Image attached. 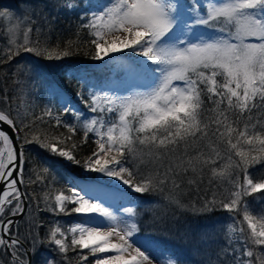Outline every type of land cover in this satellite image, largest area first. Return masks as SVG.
<instances>
[{
    "label": "snow or ice",
    "instance_id": "obj_1",
    "mask_svg": "<svg viewBox=\"0 0 264 264\" xmlns=\"http://www.w3.org/2000/svg\"><path fill=\"white\" fill-rule=\"evenodd\" d=\"M53 3L56 11L78 15L70 36L57 28L55 17L49 18L47 0H23L22 17L0 10V19L10 25L3 29L0 66L22 53L65 62L61 74L68 84L75 78V96L87 114L56 83H49L47 91L53 99L62 98L59 108L49 103L38 116L29 104L18 105L16 116L0 109V124L17 136L25 133L14 144L0 129V253L9 257L0 256V264H32V256L45 246L53 255L40 264H71L70 252L76 264H264V0ZM81 55L104 66L139 57L138 68L128 65V70L139 72L142 83L124 94L97 89L89 84L87 70L67 62ZM33 72L32 65L17 63L14 83L23 85L27 81L20 76L30 78ZM68 115L73 122L63 119ZM45 118L54 120L49 127H63L68 135L36 125L47 123ZM78 131L83 135L74 141ZM90 136L95 147L80 156ZM32 145L70 171L76 166L115 178L125 186L122 196L167 193L170 207L193 216L227 212L223 243L216 241L211 251L192 247L185 254L140 241L139 206L134 201L131 207L117 206L91 176H72L54 195L51 184L39 196L25 192L19 185L25 182V153ZM33 171L36 180L29 183H44L52 165L45 159ZM205 184L219 191L184 202L186 190L199 193ZM155 208L153 203L145 211ZM41 214L55 219H41ZM73 215L77 219L69 225L59 219ZM16 218L24 220V233ZM199 236L207 244L212 230ZM183 239L190 240V233Z\"/></svg>",
    "mask_w": 264,
    "mask_h": 264
},
{
    "label": "trees",
    "instance_id": "obj_2",
    "mask_svg": "<svg viewBox=\"0 0 264 264\" xmlns=\"http://www.w3.org/2000/svg\"><path fill=\"white\" fill-rule=\"evenodd\" d=\"M37 2V0H33ZM86 3V1H85ZM23 0H0V10H8L16 14V16H24L26 13L22 11ZM87 4H85V7ZM45 11L48 13L49 18H56V26L65 36H70L72 32L70 28H75L79 24L78 15L75 12H69L64 9L56 11L54 9L53 0H47V7ZM83 15V13H80ZM15 21L13 20V23ZM42 23V21H41ZM9 21L7 18L0 19V46L5 43L3 29L8 27ZM82 38L84 34L82 33ZM55 39V36H53ZM73 67L78 69H85L87 73L93 78V83L91 85L106 87L107 81L110 77V68L113 64L109 66H104L102 62L90 61L85 56H78L70 58L68 61ZM126 61L122 65L125 64ZM17 63L29 64L34 67V72L31 77L20 76L21 80H26L27 82L23 85H17L14 83V77L12 76V69ZM65 62L59 61H46L43 58L37 57L31 53H22L20 56L16 57L10 65L0 66V109H10L13 116H16L17 106L29 104L32 106L31 111L35 115H39L42 107L43 94L47 92V86L49 83H56L64 89L65 94L70 98H74L76 91V80L73 78L71 84L65 82L64 77L61 74L60 65ZM120 68L115 71V75H118ZM23 88V92L19 89ZM84 87H87L85 85ZM8 96V102L5 103L4 96ZM83 106V104H82ZM23 111V107H21ZM69 122H73L71 115L65 116ZM47 123L41 124L40 121L36 122L41 128L48 129L50 134L59 135L64 133L68 135L67 129L63 127H49V125H54V122L47 120ZM16 123L20 127L19 118H17ZM34 125L33 127H36ZM16 137L18 144L21 142V138L24 136V131L19 132V136ZM82 132L78 131L73 137L74 141H79L82 137ZM91 136L89 137V144L83 146L80 149V156H87L91 154L94 144L91 143ZM47 159L49 164L52 165L51 174L46 176L44 183L37 181L36 183H29L30 180H36V173L33 169L39 170L42 167V161ZM24 163V183L22 184V190L28 192L29 194L36 193L38 196L46 189V185H53L52 193L55 194V189L63 188L68 185L69 179L72 176H79L81 179H85L87 176H91L94 180H97L100 174L96 173H84L83 169L73 166L71 171L64 165L63 161L55 162L56 158L48 156L47 153L40 149L35 148L34 145L29 146L25 153ZM43 175V173H41ZM213 191H219L215 185L202 186L201 191L197 193L194 190H186L183 196L185 203L190 199H196L197 196H208L212 195ZM165 194L152 195L147 194L141 195L137 194V201L135 205H138L137 211L140 213V234L139 237L146 239L147 241L159 245L161 247H169L177 252H182L187 254L192 247L199 248L201 251L206 248L211 251L216 247V241L223 243L221 239L224 233V226L229 222V214L224 211H214L208 215L193 216L188 212H182L175 207H170L167 201L164 199ZM28 200V196H25ZM251 200V197L248 198ZM156 204V208L152 212L145 211L150 204ZM258 207V205H257ZM31 212L32 209L29 208ZM155 217V219H153ZM41 219L52 220V217L47 214H41ZM29 219L25 217L24 220ZM62 223L69 225L73 219H77L75 216H61L59 218ZM24 220L17 223L20 226L21 233L26 231ZM212 230V239L205 244L200 240L199 234L205 230ZM190 233V240L185 241L183 237L185 233ZM41 235L44 234V229H40ZM15 234V233H13ZM28 247L26 242L25 244ZM53 253L48 247H42L39 253L32 256V264H40L41 259L44 256H50ZM0 256L4 260H8L9 257L0 253ZM71 259V264H76V256L74 253H69Z\"/></svg>",
    "mask_w": 264,
    "mask_h": 264
},
{
    "label": "rangeland",
    "instance_id": "obj_3",
    "mask_svg": "<svg viewBox=\"0 0 264 264\" xmlns=\"http://www.w3.org/2000/svg\"><path fill=\"white\" fill-rule=\"evenodd\" d=\"M86 1V3L85 4H87V0H85ZM94 2H95V0H94ZM109 39H111V37H109ZM129 58L131 59V58H136L137 59V61H139V57H123L122 59H121V61L119 62V63H117V64H113L112 65V67L110 68V78H109V80L106 82L107 83V85H106V87H104V89L105 90H107V89H113V90H118L116 87H115V89H114V87H112V86H114L115 84H116V77H118V76H115V75H113L114 74V72L116 71V70H118V68H120V71H121V73H120V75L119 76H121L123 73H124V78H126L128 81H131L133 84H134V86L133 85H131L130 86V88L128 89V88H124V89H122L120 92H121V94H124V90H131L133 87H135V86H137V85H139V84H141L142 83V76L140 75V73L139 72H130L129 70H128V65H125V66H123L122 67V64L124 63V61H127V59L129 60ZM132 62H134L136 65H138V63L137 62H135V61H132ZM135 68H137V67H135ZM89 75V83H93V78L90 76V74H88ZM109 83V84H108ZM99 88H102V86H97V89H99ZM119 91V90H118ZM67 95V94H66ZM68 96V95H67ZM43 100H42V107H41V111H42V109L46 106V105H48L49 103H51L52 105H54V106H56L57 108H59L60 107V105H61V102H62V98H59V99H53L50 95H49V93H48V91L45 93V94H43ZM69 97V96H68ZM72 99V101H73V104L75 105V107L76 108H78V109H80L81 111H84L86 114H87V109L85 108V106L83 105L82 106V103L81 102H79V100L76 98V96H74V98H71ZM41 111H40V113H39V115L41 114ZM45 119H47L48 120V118H45ZM63 119L64 120H66L67 122H69V120L68 119H65L64 117H63ZM51 121H53L54 122V120H51ZM70 123V122H69ZM95 147V146H94ZM0 148H1V145H0ZM49 162V161H48ZM125 178H128L127 176L125 177ZM97 181H100L101 182V188H102V190L103 191H105V192H107L108 190H109V194H111L112 195V197H113V199H114V201H116L117 199H120L121 197H118L117 199L115 198V192L113 191V192H111L110 193V191H111V189H108V188H114V189H117L116 187H118V186H122V184L118 181V180H116L115 178H108V177H102L101 175L98 177V179H97ZM118 190V189H117ZM119 191V190H118ZM128 198H130L131 199V197H128ZM134 200H136V198L135 197H132V201H134ZM122 204V203H121ZM124 205H126V206H130V204H129V202H126V203H123ZM73 216H75V215H73ZM139 240L140 241H144V242H147L148 244H150V245H153L152 243H150V242H148L147 240H145V239H143V238H141V237H139ZM135 248V245L133 246V249ZM87 250H85V252H86ZM93 258L92 257H90V260H92Z\"/></svg>",
    "mask_w": 264,
    "mask_h": 264
},
{
    "label": "water",
    "instance_id": "obj_4",
    "mask_svg": "<svg viewBox=\"0 0 264 264\" xmlns=\"http://www.w3.org/2000/svg\"><path fill=\"white\" fill-rule=\"evenodd\" d=\"M0 129L7 131V133L9 134V136L12 137L14 144H18L17 137H16V132H15L14 129H12L10 126H8L6 124H0ZM13 175L15 176L16 173L14 172ZM3 187L4 186L2 184H0V190H2ZM19 187L22 189V184H20ZM24 199H25V197H24ZM20 220L21 219L16 218V223H18Z\"/></svg>",
    "mask_w": 264,
    "mask_h": 264
},
{
    "label": "bare ground",
    "instance_id": "obj_5",
    "mask_svg": "<svg viewBox=\"0 0 264 264\" xmlns=\"http://www.w3.org/2000/svg\"><path fill=\"white\" fill-rule=\"evenodd\" d=\"M2 147H3V145H2ZM115 192V198L117 199L118 197H121V194H120V191H118L117 189H113V190H111V192ZM134 250V249H133Z\"/></svg>",
    "mask_w": 264,
    "mask_h": 264
}]
</instances>
